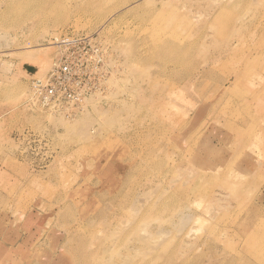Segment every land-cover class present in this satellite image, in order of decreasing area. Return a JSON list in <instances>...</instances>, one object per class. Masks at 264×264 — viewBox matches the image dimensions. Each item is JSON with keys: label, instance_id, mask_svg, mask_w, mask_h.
Wrapping results in <instances>:
<instances>
[{"label": "rangeland", "instance_id": "obj_1", "mask_svg": "<svg viewBox=\"0 0 264 264\" xmlns=\"http://www.w3.org/2000/svg\"><path fill=\"white\" fill-rule=\"evenodd\" d=\"M64 31L116 62L72 121L24 107ZM0 264H264V0H0Z\"/></svg>", "mask_w": 264, "mask_h": 264}, {"label": "built area", "instance_id": "obj_2", "mask_svg": "<svg viewBox=\"0 0 264 264\" xmlns=\"http://www.w3.org/2000/svg\"><path fill=\"white\" fill-rule=\"evenodd\" d=\"M48 45L55 50L51 66L44 77L31 80L24 107L32 113L72 121L92 102L105 105L116 64L108 45L94 33L73 31L51 37ZM17 141L22 155L34 164L43 166L51 161L46 140L36 133L26 130ZM37 148L44 155L38 156Z\"/></svg>", "mask_w": 264, "mask_h": 264}, {"label": "bare ground", "instance_id": "obj_3", "mask_svg": "<svg viewBox=\"0 0 264 264\" xmlns=\"http://www.w3.org/2000/svg\"><path fill=\"white\" fill-rule=\"evenodd\" d=\"M47 49H48V47H44L43 49H41L38 52L31 51L28 53L27 59L28 60L30 59L29 61H33L34 65H37V69H35V68L33 69V68L29 67L30 65L24 66V69L28 73H31L34 76L38 75L41 77L42 75H44L49 70L50 65H51V60L48 57L49 54H47V52H45V50H47Z\"/></svg>", "mask_w": 264, "mask_h": 264}]
</instances>
